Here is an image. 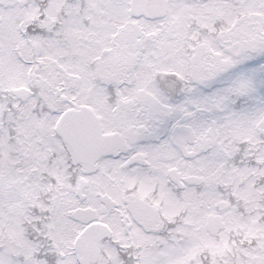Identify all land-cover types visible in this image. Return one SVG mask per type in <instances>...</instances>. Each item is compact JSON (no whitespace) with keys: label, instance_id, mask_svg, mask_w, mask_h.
<instances>
[{"label":"snow or ice","instance_id":"obj_1","mask_svg":"<svg viewBox=\"0 0 264 264\" xmlns=\"http://www.w3.org/2000/svg\"><path fill=\"white\" fill-rule=\"evenodd\" d=\"M0 264H264V0H0Z\"/></svg>","mask_w":264,"mask_h":264}]
</instances>
